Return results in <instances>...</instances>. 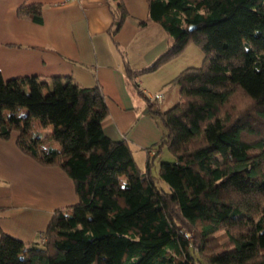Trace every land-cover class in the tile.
<instances>
[{
  "label": "trees",
  "instance_id": "1",
  "mask_svg": "<svg viewBox=\"0 0 264 264\" xmlns=\"http://www.w3.org/2000/svg\"><path fill=\"white\" fill-rule=\"evenodd\" d=\"M148 5L149 22L174 42L147 72L191 45L204 61L172 81L178 104L149 106L166 135L144 171L125 141L105 134L99 89L0 75V138L17 133L19 148L63 170L78 197L35 243L1 233L0 264H264V0ZM126 72L138 91V74ZM237 95L248 100L242 111L231 106ZM33 120L53 133L44 137ZM164 148L174 162L159 159Z\"/></svg>",
  "mask_w": 264,
  "mask_h": 264
},
{
  "label": "crops",
  "instance_id": "2",
  "mask_svg": "<svg viewBox=\"0 0 264 264\" xmlns=\"http://www.w3.org/2000/svg\"><path fill=\"white\" fill-rule=\"evenodd\" d=\"M121 5L114 0H0V75L5 81L70 79L83 88L99 89L109 108L105 134L125 141L144 171L166 135L149 106L160 112L173 108L180 101V88L172 81L184 70L201 66L178 65V57L147 72L174 40L149 22L148 0H123ZM127 67L138 74L133 80L138 91ZM148 93H161L162 103L150 102ZM35 128L53 133L52 126L43 129L39 122ZM17 139V133L10 140L0 138V234L32 244L54 213L77 204L78 197L63 170L39 164L19 148ZM170 156L164 148L159 159Z\"/></svg>",
  "mask_w": 264,
  "mask_h": 264
},
{
  "label": "rangeland",
  "instance_id": "3",
  "mask_svg": "<svg viewBox=\"0 0 264 264\" xmlns=\"http://www.w3.org/2000/svg\"><path fill=\"white\" fill-rule=\"evenodd\" d=\"M204 61V55L201 52V50L195 46V45H191L189 48L186 49V51L179 57V61H178V65L182 64L184 67L190 65V64H197L198 66H201L202 63ZM148 77V76H147ZM149 95H156V94H152V93H148ZM159 94V93H157ZM164 99V98H163ZM163 99L161 100V103L163 101ZM161 103H157V104H161ZM248 100L240 97L239 95L235 96L233 98L232 101V105L233 107H235L237 110L236 111H242L244 109H246V107L248 106ZM150 114V113H149ZM23 115H25L26 117H29L30 113L27 110H24ZM159 121V119H157ZM34 124H37V120H33ZM161 124V123H160ZM162 125V124H161ZM163 127V126H162ZM51 131H49L48 129L43 133L44 137H49L51 135ZM139 158V157H138ZM166 158V157H165ZM163 158V161H171L174 162V158L171 155L170 159H165ZM158 163L155 164V168L153 169V175L154 176H158ZM222 235V234H220ZM192 235L190 233H188L187 237H191ZM220 243L222 242V239L219 240ZM218 244V242H217ZM198 264H207L206 262H198Z\"/></svg>",
  "mask_w": 264,
  "mask_h": 264
},
{
  "label": "built area",
  "instance_id": "4",
  "mask_svg": "<svg viewBox=\"0 0 264 264\" xmlns=\"http://www.w3.org/2000/svg\"><path fill=\"white\" fill-rule=\"evenodd\" d=\"M147 98L150 102L152 103H156V102H161V100L163 99V95L161 93L156 94V95H149L147 94Z\"/></svg>",
  "mask_w": 264,
  "mask_h": 264
}]
</instances>
